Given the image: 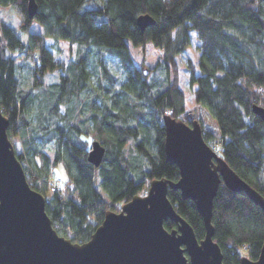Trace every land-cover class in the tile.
I'll use <instances>...</instances> for the list:
<instances>
[{
  "label": "trees",
  "instance_id": "1",
  "mask_svg": "<svg viewBox=\"0 0 264 264\" xmlns=\"http://www.w3.org/2000/svg\"><path fill=\"white\" fill-rule=\"evenodd\" d=\"M35 3L32 18L28 2L25 12L43 32L31 33L32 23H26L28 43L0 20L16 52L5 55L0 49V110L8 120V138L23 141V151L11 144L32 190L46 196L52 169L62 164L66 170V181L50 193L45 207L60 237L86 243L107 212H119L153 180H179L178 168L165 159V116L187 125L197 121L204 142L264 198V121L253 113L254 106H264L252 91L254 85L264 87V0ZM146 15L154 24L141 30L137 19ZM190 32L199 42V55L196 63L187 62L188 83L194 87L187 107L176 58L190 46ZM46 39L75 45V58L56 62ZM129 39L135 48L144 50L147 40L161 50L165 73L160 76L143 61L136 67ZM33 51L38 52L34 58ZM21 55L30 62L17 63ZM55 71L59 82L45 87V74ZM61 104L67 105L62 114ZM95 141L105 149L97 168L87 160ZM167 196L202 240L205 228L195 204L179 191L168 190ZM211 223L223 264H239L241 250L250 260L259 258L264 213L244 193L221 183ZM176 227L164 222L168 231Z\"/></svg>",
  "mask_w": 264,
  "mask_h": 264
},
{
  "label": "water",
  "instance_id": "2",
  "mask_svg": "<svg viewBox=\"0 0 264 264\" xmlns=\"http://www.w3.org/2000/svg\"><path fill=\"white\" fill-rule=\"evenodd\" d=\"M28 0L27 13L36 12ZM149 16L137 19L141 30L153 25ZM253 113L264 121V110ZM164 154L179 170V180H153L146 194L133 197L109 211L89 241L74 244L60 237L46 214L45 197L32 190L7 135L8 120L0 115V264H223L213 241V200L221 183L232 192L244 193L264 213V198L245 183L202 138L200 125L163 118ZM105 149L92 142L87 160L99 167ZM168 190L179 191L195 204L205 228L197 240L192 227L175 212ZM177 225L168 231L164 222ZM240 264H264V242L259 258H240Z\"/></svg>",
  "mask_w": 264,
  "mask_h": 264
},
{
  "label": "rangeland",
  "instance_id": "3",
  "mask_svg": "<svg viewBox=\"0 0 264 264\" xmlns=\"http://www.w3.org/2000/svg\"><path fill=\"white\" fill-rule=\"evenodd\" d=\"M30 32L36 34H42L43 30L42 27L39 25V23H32L30 26ZM189 34L191 39L190 46L176 58L177 67H178L179 87L184 92L186 98L185 104L187 107L190 106L193 102V88H194V87H190L188 83L189 74L187 72V62L191 61L192 63H196L199 55L196 49L199 42L197 41L195 34L193 32H190ZM27 39H28V35H27ZM61 42L62 41L54 42L51 39H46V43L53 53L54 60L56 62H62L63 64H66L73 59V53H75V45H69L68 43H61ZM130 52L136 67H139L141 65V62L143 61V63L148 65L149 67L151 68L154 67L156 69L155 71H157V73L160 76L165 73L163 70V66L161 64L163 54L161 50L154 48L150 43H147L145 45L144 50L142 48H134ZM106 62L107 64L110 63L107 60ZM22 63H26V62L22 60L21 64ZM152 72L153 71H150V73L147 75L148 79L154 78V74ZM58 74H59L58 71H55L52 74H48L47 79L50 81V83L56 82L58 80ZM51 173L54 175L53 177L54 181L57 180L62 183L66 181L67 173L62 164H58L57 166H55L52 169ZM47 189H49V191L46 193V196H44L46 200L49 199L51 193L50 187ZM146 191L147 190L145 188L141 196L145 195ZM240 253L241 256L244 257L247 256L245 255L244 250H241Z\"/></svg>",
  "mask_w": 264,
  "mask_h": 264
},
{
  "label": "clouds",
  "instance_id": "4",
  "mask_svg": "<svg viewBox=\"0 0 264 264\" xmlns=\"http://www.w3.org/2000/svg\"><path fill=\"white\" fill-rule=\"evenodd\" d=\"M28 0H0V20L3 21L4 24L8 25L11 29L15 31V33L19 34L23 40L24 43H28L27 39V33H26V23H38L39 21L33 19L32 21H28V17L25 12V6L27 4ZM259 3V0H257ZM151 41H145V43H150ZM61 43H67V42H61ZM10 40L9 37L0 30V49L4 50L5 55H13L16 56V52L14 49L9 47ZM128 48L129 50H133L135 48V45L133 43L132 39L128 40ZM38 55L37 51H33L31 53V57L34 58ZM73 58H75V53H73ZM30 62V59L26 60L24 56H18L16 62L19 63L21 61ZM66 67V65H65ZM109 72H112L111 67L108 68ZM115 74V73H113ZM47 75L45 74L44 78V86L47 87V85L50 83V81L47 79ZM101 82L103 81V77H100ZM59 82L58 80L56 81ZM37 91H39L37 89ZM252 91L255 93H259L260 96L257 98L260 101L261 106H264V87L259 86H253ZM67 105L61 104L59 107V112L62 114L65 112ZM4 112L0 110V115H3ZM247 119V117H245ZM54 127V124L52 125ZM11 143L14 145L17 151H23V141L22 139H18L16 137H10ZM47 151V149H45ZM95 182L99 183L100 177L98 174L94 177Z\"/></svg>",
  "mask_w": 264,
  "mask_h": 264
},
{
  "label": "built area",
  "instance_id": "5",
  "mask_svg": "<svg viewBox=\"0 0 264 264\" xmlns=\"http://www.w3.org/2000/svg\"><path fill=\"white\" fill-rule=\"evenodd\" d=\"M167 115V113H165ZM53 175L51 176V181H50V192H55L60 189V181H54ZM54 181V182H53ZM46 199V198H45ZM49 200V199H48ZM48 200H46V204L48 203Z\"/></svg>",
  "mask_w": 264,
  "mask_h": 264
},
{
  "label": "flooded vegetation",
  "instance_id": "6",
  "mask_svg": "<svg viewBox=\"0 0 264 264\" xmlns=\"http://www.w3.org/2000/svg\"><path fill=\"white\" fill-rule=\"evenodd\" d=\"M198 241H200V240H198ZM243 257V256H242ZM245 257H247V256H245ZM248 258V257H247ZM249 259V258H248ZM258 260V259H257ZM253 261V260H252ZM256 261V260H255ZM239 264H240V262H239Z\"/></svg>",
  "mask_w": 264,
  "mask_h": 264
}]
</instances>
